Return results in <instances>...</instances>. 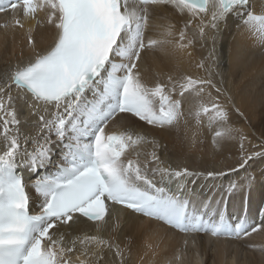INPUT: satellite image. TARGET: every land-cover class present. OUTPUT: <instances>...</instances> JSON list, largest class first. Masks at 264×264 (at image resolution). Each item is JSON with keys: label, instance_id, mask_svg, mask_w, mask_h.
I'll list each match as a JSON object with an SVG mask.
<instances>
[{"label": "snow or ice", "instance_id": "obj_1", "mask_svg": "<svg viewBox=\"0 0 264 264\" xmlns=\"http://www.w3.org/2000/svg\"><path fill=\"white\" fill-rule=\"evenodd\" d=\"M169 10L183 20L178 32L163 14ZM8 11L13 28L31 26L26 62L22 51L0 73V264H105L106 253L111 264H128L131 238L117 242L116 211L185 235L239 240L264 231V201L252 223L244 202L255 177L230 175L264 150L244 154L246 137L230 124L205 63L214 62V34L229 22L264 49V0L259 12L252 0H0V12ZM44 28L54 38L42 48L34 33ZM206 37L213 47L196 64L206 75L177 62L145 79L144 56L191 57L188 49ZM185 105L193 144L204 128L216 151L239 138L238 166L194 171L164 162L145 126L179 130ZM145 143L151 152L140 151ZM89 222L96 234L82 227Z\"/></svg>", "mask_w": 264, "mask_h": 264}, {"label": "bare ground", "instance_id": "obj_2", "mask_svg": "<svg viewBox=\"0 0 264 264\" xmlns=\"http://www.w3.org/2000/svg\"><path fill=\"white\" fill-rule=\"evenodd\" d=\"M256 12L261 10V0H252ZM169 19L176 22L177 32L183 26V20L173 15L172 10L165 13ZM43 19V13L39 14ZM34 23V22H33ZM7 24L9 27L5 28ZM13 18L0 19V73L23 59L26 62L27 48L25 43V30L13 28ZM195 31L193 26L189 35ZM210 37L213 33L206 30ZM40 47H47L53 39V33L44 28L34 33ZM215 60L205 61L206 67L211 66L213 79L221 88L224 95L219 97L230 113V124L241 131L246 139L243 140L244 154L264 150V55L261 48L254 46L251 40L242 35L234 22L222 25L215 34ZM178 38V36H177ZM202 43L204 46L202 47ZM213 42L206 37L205 41L196 40L194 48L188 49L192 56L182 55L179 51L170 56L159 53L144 56L141 69L144 70L145 79L151 80L154 72L167 73L174 71V63H179L181 70L196 76H204V69H198L196 64L207 57ZM171 51V50H170ZM216 96L215 90H211ZM232 101H228V97ZM233 103L239 112L233 108ZM185 119L181 121L179 130H149L145 126L147 139L159 143L158 154L166 164L173 168L187 167L194 171L224 170L238 166L241 155L240 139L237 138L216 151L211 143V132L204 128L195 138L194 121L187 116L185 105ZM241 113L243 115H241ZM142 153L152 151L151 145L145 143L140 146ZM52 168H49L50 170ZM245 169L247 171H245ZM245 169L238 173H230L231 177L243 181L245 176L255 177V186L250 194H245V207L250 210V220L259 222L257 210L264 201V157L250 160ZM44 174V173H42ZM120 221L121 230L116 234L117 242L123 247L131 238V256L128 264H264V231L254 233L252 236L237 241H212L205 236L182 237L173 234L170 229L154 224L148 220H136L128 213L115 215ZM110 225L100 233L105 239L109 237ZM89 234H96L93 226H82ZM150 244L151 248L146 245ZM127 255V253H126ZM143 259L141 260V257ZM111 253H106L105 264H111ZM179 257V258H177Z\"/></svg>", "mask_w": 264, "mask_h": 264}, {"label": "rangeland", "instance_id": "obj_3", "mask_svg": "<svg viewBox=\"0 0 264 264\" xmlns=\"http://www.w3.org/2000/svg\"><path fill=\"white\" fill-rule=\"evenodd\" d=\"M262 55H264V53Z\"/></svg>", "mask_w": 264, "mask_h": 264}]
</instances>
